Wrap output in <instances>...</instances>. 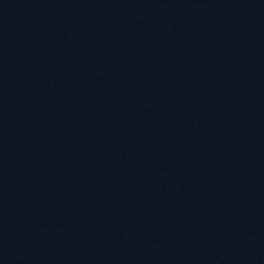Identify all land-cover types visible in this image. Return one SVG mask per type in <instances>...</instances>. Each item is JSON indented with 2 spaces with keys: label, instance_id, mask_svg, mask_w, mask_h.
<instances>
[{
  "label": "water",
  "instance_id": "obj_1",
  "mask_svg": "<svg viewBox=\"0 0 264 264\" xmlns=\"http://www.w3.org/2000/svg\"><path fill=\"white\" fill-rule=\"evenodd\" d=\"M0 264H264V0H0Z\"/></svg>",
  "mask_w": 264,
  "mask_h": 264
}]
</instances>
